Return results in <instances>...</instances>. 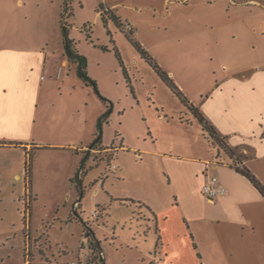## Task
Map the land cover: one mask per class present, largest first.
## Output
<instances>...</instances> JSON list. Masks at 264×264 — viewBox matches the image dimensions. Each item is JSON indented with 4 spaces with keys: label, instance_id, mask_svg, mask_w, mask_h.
<instances>
[{
    "label": "rangeland",
    "instance_id": "obj_1",
    "mask_svg": "<svg viewBox=\"0 0 264 264\" xmlns=\"http://www.w3.org/2000/svg\"><path fill=\"white\" fill-rule=\"evenodd\" d=\"M81 1L84 8L76 5L77 17H70L69 12L68 17L62 18L63 0H0V17L4 13L10 20L8 32L34 33L39 36L38 41L47 44L49 51L56 54L61 53L63 48L62 27H68L75 50L87 59V72L90 69L101 95L114 108L103 127L104 144L114 145L120 152L114 158V152H106L101 147L97 148L100 150L88 148L84 153L89 161L83 178L73 181L81 164L80 159L51 144L67 145L74 142V136L78 135L83 143L92 145L98 120L106 112L107 105L92 87L78 77L75 69L63 80L57 79L53 70L41 72L40 76L47 81L43 83L39 99L38 124L33 142L38 148L33 147L26 159L31 182L26 181L28 190L24 193L21 182L3 180L6 187L0 193V264L84 263L82 258L88 253V239L81 220L89 223L98 237L105 264H170L179 253L187 255L189 264H199V253L195 254L190 237L193 233L189 234L190 241L182 239L185 230L191 229L175 207V196L169 192L164 170L156 169L151 175L155 169L151 159L145 155H142L144 160L140 159L135 153L150 148L152 138L165 144L183 136H192L179 125L180 106L165 89L156 91L157 78L149 67L139 68L145 81L139 83L132 94L110 45L115 41H112V35H108L103 23V19L112 20L110 9L98 4L99 0ZM243 1L213 0L211 4L215 8L211 11L198 3L191 12L200 20L203 17H264V0H254L247 6L234 8ZM224 5L226 8H223ZM105 9L109 12L104 14ZM69 10L71 8H67ZM97 11L103 12L101 19L96 17ZM22 17L39 18V27L13 23L14 19L21 20ZM120 24L122 30L123 24ZM212 27L209 23L207 27L203 22L200 24L204 30L211 31ZM200 42V47L189 52L167 55L157 51L152 57L160 67L172 68L182 63L181 66L186 68L184 82L187 87L194 91L198 88L208 90L212 72L218 69L219 62L214 59L211 38L203 35ZM222 43L225 45L224 41ZM248 43L251 46L252 41ZM116 44L123 60L130 63L135 57L131 45L120 36ZM254 52H248V61L256 62L260 56L264 59V55H259L257 50ZM217 72L222 78L223 70ZM212 81L214 83L215 80ZM63 82H66L65 87ZM151 93L167 107L168 112L161 118L149 102ZM235 158L240 160L236 153ZM119 166L123 174H120ZM251 166L259 169L256 163ZM262 169L264 172V167ZM83 179V198H80L77 186ZM143 197L161 200V210L172 226L174 240L169 243L170 249L167 248L165 254L162 250L160 254V245H155L153 236L149 238L150 223L147 220L152 217L146 207L134 203L133 199ZM76 202H79V208L75 207ZM94 212H97V217L93 216Z\"/></svg>",
    "mask_w": 264,
    "mask_h": 264
},
{
    "label": "crops",
    "instance_id": "obj_2",
    "mask_svg": "<svg viewBox=\"0 0 264 264\" xmlns=\"http://www.w3.org/2000/svg\"><path fill=\"white\" fill-rule=\"evenodd\" d=\"M67 1L68 9L71 8L67 14L70 12V17H77L75 8L79 5L83 9L82 1ZM211 1L213 0H99L97 3L108 7L111 15L122 24H129L135 40L151 56L156 55L157 51L167 55L189 52L202 45L200 38L203 35L211 38L210 43L215 50L214 59L219 62L217 70H223L224 76L222 74V78H219L217 70L213 71L208 90L198 88L194 91L187 87L184 82L187 78L186 68L181 66L182 63L175 64L172 68H162L190 104L199 109L219 136L225 139L228 147L238 154L240 160L230 158L213 144L199 121L141 58L113 20H109L105 28L112 35V41H115L114 44L110 42L113 49L117 47L120 36L126 44L131 45L135 53L130 63L122 57L129 81L116 58L124 82L132 94L138 84L145 81L139 68L149 67L157 78L156 91L163 88L169 93V97L176 100L181 111L179 125L188 134H192L165 144L152 138L150 148L135 152L140 159H143L142 155L151 159L155 168L151 175L156 169L164 170L169 192L175 196V207H178L181 216L185 217L184 222L191 229L185 230L182 236L184 242L190 241L189 234L192 232L190 237L195 254L199 253L196 254L199 264H264V197L248 178L235 169L233 163L236 160L264 185V172L261 170L264 167V59L260 56V60L256 62L248 61L250 50L253 54L257 50L259 55H264V17H203L200 20V17L192 14L191 9L195 10L198 3L199 6L202 4V7L213 10L215 5ZM250 2L254 3V0H244L234 8L247 6ZM62 14L63 6L61 17H68ZM96 17L101 19L99 11L96 12ZM0 21V193L6 187L3 180L21 182L23 192L26 193V159L33 147L38 148L34 141L39 99L43 83L47 81L45 77L42 79L40 73L53 70L56 78L63 80L64 76L71 75L73 69L77 73V64L70 62L65 56L64 45L61 53L50 52L49 46L38 41L39 36L34 33L24 35L8 32L10 20H7L4 13H1ZM38 21L40 19L36 17H22L21 20L14 19L13 23L38 28ZM202 22L206 27L208 23L213 25L212 30L201 29ZM249 41H252L251 46ZM88 71L90 78L96 79L90 69ZM212 80H215L214 83ZM62 86L65 87L66 82ZM149 95L155 114L161 118L168 112L167 107L163 106L157 95ZM74 139V142L67 145H51L73 153L80 162L87 157L84 153L88 148L100 150L97 148L101 147L106 152H114V158L120 152L114 145L104 144V135L102 145L95 149L88 143H83L78 135ZM217 160L221 164L216 168L212 167ZM252 163L259 165L260 170L253 168ZM119 170L123 174L120 166ZM82 175L79 179L83 178ZM210 176L217 177L220 185L228 191L226 196L218 198L214 203L207 201L202 194V187ZM147 177L149 178V174ZM79 184L83 189L84 179ZM133 200L146 207L152 217L147 220L150 223L149 238L153 236L155 245H160V254L161 250L165 254L174 237L169 219L165 218V213L161 210V200L146 197ZM96 238L99 240L97 236ZM179 254L174 259L176 263L171 260L170 264H189L187 255Z\"/></svg>",
    "mask_w": 264,
    "mask_h": 264
},
{
    "label": "trees",
    "instance_id": "obj_3",
    "mask_svg": "<svg viewBox=\"0 0 264 264\" xmlns=\"http://www.w3.org/2000/svg\"><path fill=\"white\" fill-rule=\"evenodd\" d=\"M67 8H68V1L64 0L62 16H64L67 13ZM110 17H113L112 20L114 21L116 26L121 28L120 27L121 24L117 20V18L112 16V15H110ZM103 23H104L105 27H107L108 21L103 19ZM62 34H63V45H64L65 56L68 58V60L70 62H72L74 64H77V75H78V77L81 80H83V82L87 86L92 87L93 90H94V93L98 96V98L107 105L106 112L98 120L97 134L95 136L94 142L91 145V148L95 149L98 146H101L102 143H103V127H104L105 124L108 123V120H109V118H110V116H111V114L113 112V106H112L111 103H109V101L106 98H104L101 95V93H100V91L98 89L97 83L94 80H92L90 78V76L88 75V72H87V64H88L87 63V59H86V57L80 55L75 50L74 41L72 39H70L68 27L65 26V25H63V27H62ZM108 35H110L109 32H108ZM125 36L128 39V41L130 42V44L133 46V48L140 54L141 58L144 59L146 61V63H148L152 67V69L155 71V73L162 79V81L180 99L182 104L185 105L188 108V110L192 113V115L199 121V123L203 127V130L206 133H208L210 139L213 141V144L216 145L219 149L223 150L226 154H228L230 156V158L235 157V153L233 152L232 149H230L228 147V145L225 142V139L219 136V134L216 132L214 126H212L206 120V118L202 115V113H200L199 109H197L195 106L190 104V102L185 97V95L182 93V91L176 86L174 81L170 78L169 74L165 70H163V68L160 67L158 65V63L153 59V57L151 55H149L147 51H145V49L142 47V45L138 41L135 40V38L133 36V33L125 34ZM114 53H115L116 58L120 62L121 67L123 68V72H124V75H125L127 81H129V77H128L127 71L125 70V67L123 65L122 57H121L119 51L116 48H114ZM88 159H89L88 157H84L82 159L80 167H79V169H78L73 181L79 180L80 175L85 173L84 172L85 165H86V162H87ZM27 166L28 165L26 164V179L30 183L31 182L30 175H29L30 170H29V167H27ZM235 169L239 173H241L243 176L248 178L249 181L254 185V187L264 197V185L248 169H246V168L239 169V168H236V167H235ZM79 185L80 184H78V189L80 191L79 192L80 193V198H83L82 188H80ZM77 203H79V202H77ZM81 222H82V225H83L84 235L88 239V241L90 242L91 247H93L95 249L96 248L101 249L100 243L97 240V238L95 236V233L91 229L89 223L84 222L83 220H81ZM101 264H105V261H103Z\"/></svg>",
    "mask_w": 264,
    "mask_h": 264
},
{
    "label": "built area",
    "instance_id": "obj_4",
    "mask_svg": "<svg viewBox=\"0 0 264 264\" xmlns=\"http://www.w3.org/2000/svg\"><path fill=\"white\" fill-rule=\"evenodd\" d=\"M107 12H109L108 9H105L104 14ZM66 15L68 14L66 13ZM122 31L125 34L133 33V29L129 24H123ZM42 79H44V77H42ZM233 163H234V167L242 169L241 165H239L236 160H234ZM220 164L221 162L217 160L214 164H212V167L216 168ZM113 168L114 169L117 168L115 164L113 165ZM227 192L228 191L226 190V188L220 185L219 179L215 176L208 177L205 184L202 187V194L210 203H214L218 198L226 196ZM79 206H80L79 203L76 202L75 207L79 208ZM93 216L97 217V212H94ZM87 242H88V247H87L88 253L85 254L84 257L82 258L83 260H85L84 263H79V261L78 262L73 261L70 264H101L104 261L105 258L103 251L101 249L98 248L95 249L91 247L90 242L89 241ZM88 259H90V263Z\"/></svg>",
    "mask_w": 264,
    "mask_h": 264
}]
</instances>
